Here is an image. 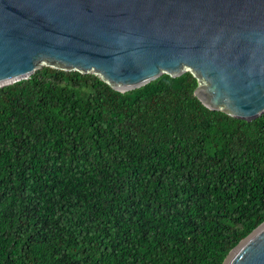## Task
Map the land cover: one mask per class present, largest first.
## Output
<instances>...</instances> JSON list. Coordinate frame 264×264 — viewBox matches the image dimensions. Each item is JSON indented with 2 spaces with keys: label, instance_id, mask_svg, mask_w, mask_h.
<instances>
[{
  "label": "trees",
  "instance_id": "trees-1",
  "mask_svg": "<svg viewBox=\"0 0 264 264\" xmlns=\"http://www.w3.org/2000/svg\"><path fill=\"white\" fill-rule=\"evenodd\" d=\"M198 85L46 65L0 87V264H223L264 221V114Z\"/></svg>",
  "mask_w": 264,
  "mask_h": 264
},
{
  "label": "water",
  "instance_id": "water-1",
  "mask_svg": "<svg viewBox=\"0 0 264 264\" xmlns=\"http://www.w3.org/2000/svg\"><path fill=\"white\" fill-rule=\"evenodd\" d=\"M119 91L190 71L210 109L264 114V0H0V87L43 66ZM223 264H264V221Z\"/></svg>",
  "mask_w": 264,
  "mask_h": 264
}]
</instances>
